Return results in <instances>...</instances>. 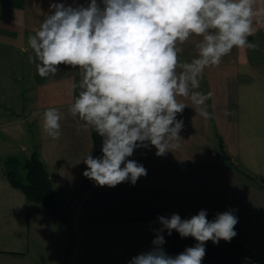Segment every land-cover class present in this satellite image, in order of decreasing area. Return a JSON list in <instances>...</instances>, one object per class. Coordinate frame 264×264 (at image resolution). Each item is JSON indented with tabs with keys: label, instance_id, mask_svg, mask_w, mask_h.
Returning <instances> with one entry per match:
<instances>
[{
	"label": "crops",
	"instance_id": "obj_1",
	"mask_svg": "<svg viewBox=\"0 0 264 264\" xmlns=\"http://www.w3.org/2000/svg\"><path fill=\"white\" fill-rule=\"evenodd\" d=\"M60 2L86 6L89 0H0V264H128L152 248L159 216L187 219L202 209L209 220L234 209L240 264H264V0H255L259 15L247 38L256 47H234L218 66L205 69L194 90L212 93L203 106L209 118L178 97L189 105L176 117L183 120L179 149L159 157L155 147L138 148L128 159L142 164L146 177L134 186L94 183L81 191L82 159L94 156V129L68 111L78 95L72 84L81 79L79 69L61 65L55 75L41 77L39 61L28 59L35 58L28 37L50 14V4ZM201 39L180 45L181 62L196 57ZM48 108L63 114L58 139L43 131ZM220 139L229 159L220 155ZM16 149L26 158L38 152L67 225L11 184L4 161ZM164 236L169 254L170 236Z\"/></svg>",
	"mask_w": 264,
	"mask_h": 264
},
{
	"label": "clouds",
	"instance_id": "obj_2",
	"mask_svg": "<svg viewBox=\"0 0 264 264\" xmlns=\"http://www.w3.org/2000/svg\"><path fill=\"white\" fill-rule=\"evenodd\" d=\"M255 0H89L87 5L51 3L48 14L28 37V45L41 77L55 75L61 65L80 70L78 95L68 111L81 126L102 138V155L89 152L83 159V175L100 187L135 185L147 169L132 157L141 147H155L163 157L181 147L183 120H177L191 100L204 118L205 101L212 96L199 91L206 68L218 66L235 48H255L253 35ZM202 39L197 55L181 62L179 54L190 37ZM62 113L48 108L43 131L53 139L61 135ZM234 209L218 212L209 220L207 210L182 219L173 213L159 216L152 248L133 256L128 264H202L206 243L231 242L237 235ZM192 237L194 246L172 256L164 251V233Z\"/></svg>",
	"mask_w": 264,
	"mask_h": 264
},
{
	"label": "trees",
	"instance_id": "obj_3",
	"mask_svg": "<svg viewBox=\"0 0 264 264\" xmlns=\"http://www.w3.org/2000/svg\"><path fill=\"white\" fill-rule=\"evenodd\" d=\"M93 141V157L101 156L102 138L95 130H93ZM218 145L220 155L229 159L221 139ZM4 167L11 184L21 189L29 201L41 205L59 221L68 224L67 212L57 204L52 180L37 151H33L29 157L24 159L19 156H10L4 161ZM21 169L25 170V175H22ZM94 183L85 177L80 185V191L86 190ZM196 243L194 238H181L178 232L173 231L167 243V249L170 255L175 256L183 252L186 247L194 246ZM241 251L242 245L238 238H233L227 243L221 240L218 245H213L211 241H208L202 264H240Z\"/></svg>",
	"mask_w": 264,
	"mask_h": 264
},
{
	"label": "rangeland",
	"instance_id": "obj_4",
	"mask_svg": "<svg viewBox=\"0 0 264 264\" xmlns=\"http://www.w3.org/2000/svg\"><path fill=\"white\" fill-rule=\"evenodd\" d=\"M21 89L23 90L24 89V84H23V82H22V84H21ZM23 94V93H22ZM9 102V101H8ZM8 102H6V103H8ZM3 104H4V101H3ZM18 107V106H17ZM17 107L15 106V104H12V112H14V111H17ZM10 119H12V115L9 117ZM13 118H16L15 116H13ZM17 119H19V118H17ZM16 143H18V142H16ZM15 156H19L21 159H24V158H26V154H20L19 153V149H16L15 150ZM21 173H22V175H25V170H22L21 169ZM52 216V215H51ZM55 262V261H54ZM53 262L52 261H50L49 262V264H52ZM53 264H57V262H55V263H53ZM101 264H103V263H101Z\"/></svg>",
	"mask_w": 264,
	"mask_h": 264
},
{
	"label": "built area",
	"instance_id": "obj_5",
	"mask_svg": "<svg viewBox=\"0 0 264 264\" xmlns=\"http://www.w3.org/2000/svg\"><path fill=\"white\" fill-rule=\"evenodd\" d=\"M79 72H80V70H79Z\"/></svg>",
	"mask_w": 264,
	"mask_h": 264
}]
</instances>
